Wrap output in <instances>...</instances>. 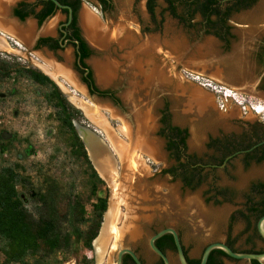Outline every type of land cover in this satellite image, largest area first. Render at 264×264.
<instances>
[{"label": "rangeland", "instance_id": "rangeland-1", "mask_svg": "<svg viewBox=\"0 0 264 264\" xmlns=\"http://www.w3.org/2000/svg\"><path fill=\"white\" fill-rule=\"evenodd\" d=\"M112 2V11L107 17H101L100 8L90 1L86 3V0L80 13L88 11L98 16L103 20V23L116 22L121 19L120 16L124 13L127 18L129 17L127 20L128 27L138 32L140 38L146 39L158 36L161 41H164L177 35L180 37L181 44H186V50H189V53L191 50H195L196 46L204 43L208 37H213V34H208L203 29V19L200 14L196 16L195 27L187 28L179 19L171 15L164 0L157 1L154 15L147 8V0H112ZM239 13L253 14L255 18H253V23L257 26L259 32L258 37L264 40V31L260 29L264 28V0H257L251 7ZM235 14L232 15L230 22ZM54 18L58 19L59 14L52 19ZM29 20L31 19L27 18L26 22ZM51 20L45 22L44 25ZM234 30L232 28V37H230L228 44H225L224 41L214 35L217 45L214 49L208 51L210 53L205 58L206 62L212 61L213 65L208 66L205 71L202 67L196 65L195 69H199L197 71H200L201 75H206L214 81L264 99V95L257 91L253 90L252 92L235 87L224 80H217L216 77L214 78L211 75L212 68H218L222 73H224L223 69L225 67L226 70L228 69L225 65L226 61H218V59L231 54L232 47L239 42V37ZM3 33L5 32L3 31ZM3 35L9 37L8 33ZM8 40L16 50H0V169L8 166L13 167L25 177L29 176L36 187L45 184L47 179L53 180L54 198L61 215L69 211L78 198L85 206L86 219L89 217L90 220H94L92 204L96 202L98 196L107 197V208L97 238L109 207L112 186L101 176L98 169L97 171L104 183H95L90 178L82 158L74 155L65 141L60 123L56 119V109L45 98L49 88L40 85L28 73L23 71L22 66L33 67L44 73L36 63L42 64L44 58L37 53L35 56L38 55L39 58L28 56L27 52L15 45L13 40ZM19 43L21 44V42ZM90 43L92 44V42ZM92 46L96 48L95 45L92 44ZM96 49L98 51L93 52L92 57L88 60L89 64L94 68L92 62L96 59L118 62L119 74L105 87L116 93L124 112L127 111V107L123 100L127 99L125 95L129 96L128 100L133 106L134 114H137L135 113L137 111L144 119L147 118L149 135L157 143L163 157L156 160L146 153H142L145 171L142 175L147 177H145V182L151 190H145L146 195L148 194L146 200H143L140 194L135 195L133 199V205L143 225L141 226V234L138 238L134 240L127 239L114 248L111 247L112 244L110 243L104 256L100 259L94 244L96 238L93 241V248L89 249L77 234L79 233L77 229L85 231L89 228L91 222H86L80 227L75 226L72 229L73 242L70 249L53 252L43 249L40 254L28 257L21 264H83L84 258L92 259L94 264H116L117 253L121 248H129L135 251L144 264H155L158 257L150 247L149 240L153 234L165 227H173L178 231L186 255L190 259L201 258L206 246L212 242H226L229 234H231L233 246L238 251L251 248L263 250L264 242L253 231L258 219L250 215L253 228L247 231L240 211L248 213L245 197L250 193V186L254 182L264 181V162L243 166L242 158L238 157L227 170L216 169L205 173L203 182L196 189H191L185 187L180 179H174L165 174L164 169L172 168L176 163L168 158L164 150L165 141L157 135L161 113L168 109L171 121L182 128H186L189 132L187 139L188 153L207 159L208 157L218 156L217 152L209 148V144L213 139L232 135L239 136L253 126H259L261 120L258 116L253 112L243 113L241 108L232 102H229L227 107L222 109L218 105L217 95L211 89L203 87L198 81L194 80L192 75L189 74L187 66L179 63L174 65L175 61L170 57L163 55L162 60H159V63L162 66L164 65L166 73L171 78V82L163 91L145 85L143 79L139 76L135 78L132 74L127 75L125 67L121 64L123 63L121 56L125 53V50H121L116 43L110 44L106 50H101L98 47ZM257 49L258 45L255 44V40L250 39L246 44L247 61L248 67L253 70V77L256 80L264 75L263 66L255 63ZM221 51L224 54L218 57ZM189 57L186 60H189ZM95 77L97 78L96 72ZM129 81H132V83ZM56 84L68 100L82 111V117L75 121L94 130L107 144L111 152L115 154V158H117L116 152L113 150L114 148H112L106 132L91 120L84 108L93 110L95 108L96 112L98 111V114L104 117L113 133L123 141H129V137L122 132L124 127L125 129L129 127L133 134L132 140H134L136 137L134 132L137 131L139 122L136 123L135 131H133L131 122L125 120L124 123L120 118H117L116 112V115H113L112 111L110 112L109 101L99 100L96 96H91L88 91L78 86L72 88L64 82ZM179 85L180 88L183 86L190 87L192 92L197 89L208 94L211 100L208 109L201 111L196 107L190 108L188 106V94H186V91L179 89ZM71 90H73V93ZM139 113L138 117L140 116ZM117 167L120 170V164ZM25 180L19 179L18 190L26 205L32 211L37 212L39 205L30 194L32 186L29 181L25 182ZM96 186L98 190L95 194L93 189ZM214 186L230 189L226 191L227 197L216 198L215 191L210 190ZM258 198L257 196L256 199ZM120 208L122 214L127 212L124 205ZM122 222L121 217L118 225H122ZM165 253L171 264H180L176 250L166 249ZM222 259L225 264H251L244 259L238 260L227 257ZM3 260L4 255L0 251V264Z\"/></svg>", "mask_w": 264, "mask_h": 264}, {"label": "trees", "instance_id": "trees-1", "mask_svg": "<svg viewBox=\"0 0 264 264\" xmlns=\"http://www.w3.org/2000/svg\"><path fill=\"white\" fill-rule=\"evenodd\" d=\"M67 0H62V2ZM158 0H147V8L154 15L155 7ZM167 3V10L171 15L184 24L187 28L195 27V19L197 14L202 17V27L208 34H213L225 44L230 41L231 28L228 25L229 20L235 12L251 7L257 0H164ZM53 5L51 0H48ZM73 4V3H72ZM55 9L46 10L42 16L45 19L52 14ZM22 18L28 14L24 11H18ZM87 55V54H86ZM24 72L35 79L37 83L46 86L49 90L46 92V100L53 104L56 109V119L60 123L61 132L65 137L67 145L70 147L74 155L82 158L83 164L86 165L87 173L95 183L103 184L104 181L100 177L96 167L94 166L88 150L79 136L74 125L75 120L82 117V111L74 106L60 90L58 85L47 75L35 68L23 67ZM92 83V81H91ZM107 90H101L102 96L108 95ZM114 97V93L112 95ZM115 98V97H114ZM118 102L119 100L115 98ZM164 122L170 123V114L165 109ZM176 129H178L176 127ZM179 165L171 169H167L165 173H171L174 177L182 178L185 186L197 187L203 182L202 171L196 165L197 156L189 154L187 151V139L189 132L186 128L179 126ZM255 138V142L264 140V133H256L255 136L249 137L250 140ZM219 139L212 140L209 147L218 145ZM230 143H227L226 149H229ZM176 146L174 142L168 145L169 149ZM264 146V144H263ZM248 148V146H247ZM176 156V155H175ZM177 157V156H176ZM200 177L199 181L195 179ZM20 180L29 181L32 186L30 194L38 206L37 212L32 211L25 203L19 190L18 183ZM54 181L47 179L45 184L36 187L33 185L29 176L25 177L13 167H4L0 169V251L4 255L1 264H21L28 257L40 254L43 249L49 251H65L71 248L72 238L75 226L80 227L86 222H91L89 228L85 231H79L80 236L87 248H93V241L96 238L102 224L103 215L107 208V197L98 196L96 202L92 204L94 220L86 219L85 206L80 199L75 200L74 206L64 215L56 205L53 191ZM97 186L93 191L97 193ZM254 195L248 196L247 211L250 214L240 212L241 216L250 218V215L257 219L264 215V183L253 190ZM157 246L165 252V247L169 244L173 250H176L174 237L168 233L156 241ZM257 252V251H247ZM223 257H229L220 249H215L210 253L207 264H225ZM131 259V256H128ZM189 264H200L201 258L190 259ZM162 264L163 261L161 262ZM254 264H260L256 260ZM83 264H94L92 259L84 258Z\"/></svg>", "mask_w": 264, "mask_h": 264}, {"label": "bare ground", "instance_id": "bare-ground-1", "mask_svg": "<svg viewBox=\"0 0 264 264\" xmlns=\"http://www.w3.org/2000/svg\"><path fill=\"white\" fill-rule=\"evenodd\" d=\"M13 1L15 0H0V31L2 33L4 31L9 35L14 36L15 39L20 42L30 45L33 36H36V34H34L35 25L33 21L29 20L24 25L22 24V26L19 23H16L15 20L12 21L11 19H7L9 4ZM120 18L121 19L116 21L113 25H110V23L104 24L101 23L99 18L95 15L90 14L88 11H83L81 14V23L85 34L96 48L98 47L101 50H106L109 48L110 44L116 43L121 50H125V53L121 56L123 61L121 64L125 67L127 75L132 74L135 78L139 76L143 79L145 85L152 87L155 90L164 91L166 86L171 82V78L169 77L170 75L166 73L164 65L162 66L161 63H159V60L165 55L175 61L174 65L179 63V56L185 51V48L180 42L181 40L179 41L180 37L176 35L171 37V39L167 38V40L165 39L164 41H161L158 36L142 39L138 32H135V30L130 29L131 27H128L127 20L129 17L127 18V15L123 13ZM52 24L53 21L46 24L41 30L42 34H49L52 30ZM244 34L241 33L242 37ZM214 48L215 43L213 40H205L204 43L196 46L195 50H191L192 52L190 51L189 62L202 64L210 53L208 51ZM0 50L14 51L3 34H0ZM66 56L67 58L69 57L68 52ZM49 64L51 66L53 65L51 63ZM117 64L118 62L115 63L104 59H96L92 62L97 80L100 84L107 85L108 83H111L112 79L119 74L120 68ZM202 66L205 71L207 68L206 64ZM248 66L249 64H246L239 70H230L228 73L233 79L228 80L227 83L238 87L241 85L240 83H246V81L251 80L253 72H251L252 70H250ZM42 68L45 72L54 76V78H56L55 76L57 73H60L63 76L66 74L69 75L70 73L69 69L64 65H62V67L58 66L56 69L53 66L52 72L45 67ZM212 69L213 71H211V75L214 76V78L222 79L220 70L215 68ZM67 77L69 83L77 87L76 79L72 76ZM129 82L132 83V81ZM179 89L186 91V94H188V106L190 108L196 107L202 111L208 109L211 104L210 96L201 90L195 89L192 92L190 91V87L183 86L180 88V85ZM125 98L129 99V96L125 95ZM78 102H80V100H78ZM84 110L91 120L106 132L108 140L110 141L112 148H114L113 150H115L118 158V160L115 158V154L111 152L110 148H108L103 140L88 129L79 126V132L86 143V148L93 163L97 167L96 169L99 170L101 176H103L112 186L109 207L104 217L101 232L94 243L97 255L102 259L110 243L112 244L111 247L114 248L127 239L134 240L138 238L141 234L142 221H140V218L137 215V210L133 205V199L135 195L138 196V194H140L142 199L146 200L148 194L146 195L145 190H151L147 187L148 184L145 182L146 176L143 177L142 175V173L145 172L142 153H146L152 158L159 160L161 159V152L157 143L150 138V131L147 127L149 124L147 118L144 119L139 112L136 111L135 113L137 114H134L137 116L139 113L140 115L139 117L137 116L139 126L137 131L134 132V134L136 133L134 140H132L133 134L129 127H126V129L124 127L122 130L124 135L129 137V141L127 142L121 140L119 136L113 133L112 129L108 127L104 117L99 115L95 108L94 110L84 108ZM111 111L113 115H116L115 111L112 109L110 112ZM130 140L132 141L130 142ZM118 164H120V170L117 167ZM122 205L127 209V212H125L126 214H122L120 208ZM121 217L123 221L122 225H118Z\"/></svg>", "mask_w": 264, "mask_h": 264}, {"label": "flooded vegetation", "instance_id": "flooded-vegetation-1", "mask_svg": "<svg viewBox=\"0 0 264 264\" xmlns=\"http://www.w3.org/2000/svg\"><path fill=\"white\" fill-rule=\"evenodd\" d=\"M51 1L53 2V5L50 4L48 0H15L13 2H10L9 9H11V12H8L7 19L9 20L11 19L12 21L15 20L16 23H19L20 25L22 24L24 25L26 23L27 18H30L31 19L30 21H33L35 25L34 34H36V36H33L30 45H27L25 43H23L24 44L23 45L22 42L21 44L19 43L20 42L19 40L18 41L17 39L15 40L14 36L11 35L9 36L8 34L9 37L5 35L7 42L9 43V45H11L8 39L13 40L14 44L20 47V49L26 51L28 56H35L36 53L39 55L41 54V56L44 58L45 61L43 60L42 64L38 62L36 63L37 65H39V67L42 70H43L42 67H45L50 72H52L53 66L56 69L58 66L62 67V65L66 66L69 69L70 71L69 75L66 74L63 76L62 74L57 73L55 76L56 78H54V76H52L48 72H46L47 73L46 74L45 70H43L44 74L47 75L51 80L53 81L55 80L58 83L64 82L66 84H69L70 87L74 88L75 86L69 83L67 77V76L70 77L72 76L77 81L76 85L81 89L82 88L87 89L86 91H88V93L91 96L105 97L109 99L112 103H114L116 106H121L120 99L113 90L106 89L107 91H109L108 95L102 96L100 93L102 89H100L95 83V73L91 64H89L88 62V60L92 57L93 52H95V48L90 43L89 38L85 34L81 23L82 13H80V11L85 0H67L65 2L64 1L62 2V0H58L61 4L70 6L71 11L68 8H59L53 0ZM88 1L96 4L100 8L101 17L104 16L107 17L108 14L112 11V5H113L112 0H86V3H88ZM50 8L55 9V11L52 14L48 15L45 19H43L42 16L46 12V10H49ZM242 10L235 13H239ZM18 11H24V13H27L28 16L22 18V16L18 13ZM57 14H59V18L52 19ZM15 17H17L20 20V22L17 21ZM49 20H51L49 23L53 21L54 24V25L52 24L53 31L51 30L49 34L48 33L42 34L41 30L45 26L44 25L45 22ZM99 21L103 23V20H101L100 18ZM109 23L110 25H113L115 22L114 21H109L107 23L104 22V24H109ZM228 25L231 28V34H232L233 26L231 25L230 20L228 22ZM0 34H4V33L0 31ZM255 44L258 45V49L256 51V56H255V63L257 65H262L264 68V61H263L264 40L262 39L260 42L256 41ZM11 48L16 50L15 48H13L12 45ZM67 52L69 55L68 58L66 56ZM35 57L39 58L38 55H36ZM49 63L53 65L51 66ZM85 86H87L88 88L87 87L85 88ZM257 89H258L257 91L259 90L264 91V75L260 78V82ZM71 92L73 93V90H71ZM112 93H114V97L119 100L118 102L115 100L113 96H111ZM164 117H165V111L161 113L159 119L160 127L157 132V135L163 138L165 141L164 150L167 153L168 158L174 160L176 163L175 166H178L179 165V158H178L179 125L174 124L172 121H170V123L164 122L163 121ZM176 127L178 129H176ZM256 133H260V134L264 133V121L261 120L259 126L255 125L251 129L242 132L239 136L232 135L227 137L225 136L223 138H217L221 142L218 145H214L209 148L217 152L218 156L208 157L207 159L200 157L196 158L197 159L196 165L200 168H203V171L201 173L202 177L204 178L205 173H207L208 171H214L216 169H224V170L229 169L232 166L233 161L238 157L242 158L243 166H248V164H260L264 162L263 144H259V142H255V138L253 140L249 139V137L255 136ZM172 142H174L176 146L173 149H169L168 145L171 144ZM227 143H230L229 149L228 148L226 149ZM161 159H162V153H161ZM165 170L167 169L165 168L164 171ZM165 174H168L171 178L180 179L183 185L185 186L183 179L179 178V176L174 177L171 173H165ZM199 179L200 177H197L195 181L198 182ZM262 183H264V181H257L250 186L249 189L250 193L247 194L245 197L246 202L249 199L248 196L254 195L253 190H257V187ZM189 188L196 189L197 187H189ZM210 190L215 191L216 198L218 197L226 198L227 197L226 191L230 189L214 186L211 187ZM246 214H250V213L248 212ZM243 221L245 223V228L247 231L253 228L251 217L249 219L243 217ZM253 229H254L253 230L254 234H256L264 242V239L260 236L258 232L257 224ZM226 243L234 250L238 251L233 246L231 234H229V236L227 237ZM166 249L173 250L169 244H167V246L165 247V251ZM245 251L264 252V249L257 250L251 248ZM156 255L158 257V260L156 261L155 264H162L161 263L163 261L162 258L158 254ZM128 256L130 255L127 253L124 254L122 264H137L132 257L131 259H129Z\"/></svg>", "mask_w": 264, "mask_h": 264}, {"label": "water", "instance_id": "water-1", "mask_svg": "<svg viewBox=\"0 0 264 264\" xmlns=\"http://www.w3.org/2000/svg\"><path fill=\"white\" fill-rule=\"evenodd\" d=\"M53 1L56 3V5L59 8H68L71 11V7L70 6L63 5L58 0H53ZM9 12H11V9H9ZM15 19L20 22V20L17 17H15ZM234 31H235V33H237V36L240 37L239 36V33H240L239 29H235ZM215 38L216 37L213 35V37H208L207 39L213 40L215 45H217V43H216L217 40ZM240 39H241V37H240ZM242 46H244V43L241 42V41L238 42L237 44H235L232 47L231 54H229L227 56H224L221 59L219 58L218 61H222V60L224 61L225 60L226 61L225 65L227 66V68L229 70L230 69L231 70H239V69H241L246 64H248V61H247L248 60L247 59L248 54H247L246 48L242 47ZM183 47L185 48V51L179 56V64L187 66V70H189L188 72L191 73V74L192 73L193 74H200L199 73L200 71H197L199 69H195V67L196 66L198 67L199 64H197L195 66L196 63L192 64V63L189 62V60H186L187 56L188 55L190 56V54H189V50H186L187 49L186 44L183 45ZM95 51H98V50L95 48ZM223 54H224V52L221 51V53L219 54L220 56H218V57L223 56ZM263 61H264V47H263ZM205 63H207V66H212L213 65L212 61L205 62ZM188 66H191V67H188ZM192 66H193V68H192ZM199 66L203 67L201 65H199ZM214 66L217 67L216 65H214ZM93 70H94V68H93ZM196 72H198V73H196ZM223 72H225L224 69H223ZM222 74H223V76L225 78L229 77L228 73L227 74L222 73ZM216 79L220 80L218 78H216ZM259 80L260 79L255 80V82H253V84H252V86L254 88V91L258 90L257 87L259 85ZM55 82L58 83L57 81H55ZM95 83L100 89H102V90H106L107 89V87H105L107 85H103V84L98 83V80H97L96 77H95ZM86 87L87 86H85V88ZM85 90H87V89H85ZM96 98L99 99V100H107V101H109L110 108L113 109L117 113V118H120L122 120V122H124V123H125V120L131 122V124L133 126V131H135V128H136L135 126H136V123H138V121L135 119L133 106H132V104L130 103V101L128 99H127V101L123 100V102L125 103V105L127 107V111L124 112V110L122 109L121 106H116L109 99H107L105 97H100V96H96ZM114 118H116V117H114ZM74 125H75L76 130H77V132H78V134H79V136L81 138H82V136H81V134L79 132V126H82V127L86 128V129H88L89 131L94 133L97 137H99L102 140V138L94 130L90 129L88 126H84V125L80 124L77 121H74ZM82 140H83V142H84V144L86 146V143H85L83 138H82ZM130 141H132V140H130ZM259 144H264V140L260 141ZM94 166H95V164H94ZM257 229H258V232H259L260 236L264 239V215L258 219V221H257ZM168 233L172 234L173 237H174V241H175V245H176V251H177V254H178V258H179L180 264H189L188 259H187V255H186V252H185V248H184V245H183L182 240H181V237H180L178 231L176 229H174L173 227L162 228L158 232H156L155 234H153L151 236V238L149 240V245L152 248V250L162 258L164 264H171L170 259L167 256V254L163 250H161L156 244V241L159 238H161L162 236H164L165 234H168ZM215 249L222 250L229 257H231L233 259L248 260L251 264H253V261L256 260L260 264H264V252L236 251L232 247H230L226 242H221V241L212 242V243H210L209 245L206 246V248L204 249V251L202 253L200 264H207L209 256H210V253L213 250H215ZM126 253L129 254L134 259V261L137 264H144L143 261L141 260V258L135 253V251H133L132 249H129V248H121L119 250V252L117 253V257H116V264H122L123 256Z\"/></svg>", "mask_w": 264, "mask_h": 264}, {"label": "built area", "instance_id": "built-area-1", "mask_svg": "<svg viewBox=\"0 0 264 264\" xmlns=\"http://www.w3.org/2000/svg\"><path fill=\"white\" fill-rule=\"evenodd\" d=\"M193 79L203 87L211 89L217 95L218 105L223 109L229 102L238 105L243 113L253 112L258 118L264 121V99L246 92L228 87L225 84L214 81L205 75L191 74ZM229 92V94H228ZM231 93V95H230Z\"/></svg>", "mask_w": 264, "mask_h": 264}, {"label": "crops", "instance_id": "crops-1", "mask_svg": "<svg viewBox=\"0 0 264 264\" xmlns=\"http://www.w3.org/2000/svg\"><path fill=\"white\" fill-rule=\"evenodd\" d=\"M253 18H254V16H253V14L252 13H237V14H235L234 15V18H233V20H231V24H232V26H233V28L234 29H239V36L241 35V33L242 34H244L243 35V37H242V35L240 36L241 37V39H240V37H239V42L241 41V42H243L244 43V46H242V47H245L246 48V44L249 42V40L251 39H253V40H255V42L257 41V42H260L262 39L260 38V37H258L259 35H258V29L256 28L257 26H255V24L253 23ZM255 19V18H254ZM260 29H262V31H264V28H260ZM256 33V34H255ZM236 35H237V33H235ZM245 37V38H244ZM193 51V50H192ZM191 53V52H190ZM189 53V54H190ZM207 60H205L204 62H202V64H199V65H204V64H206V69H208V66H207V63H205ZM192 64H194V63H192ZM195 65H197V63L195 64ZM198 65V66H199ZM214 67V66H213ZM247 68V67H246ZM217 70H219L218 68H217ZM231 70V69H230ZM229 69H227L226 70V67L224 68V73L225 74H227L229 71H230ZM252 70V69H251ZM211 72V71H210ZM251 72H253V70L251 71ZM221 73V80H224V81H228V80H231V79H233V77H231L229 74V77L228 78H225L224 76H223V74H222V72H220ZM253 79V80H252ZM254 80H255V78L253 77V73H252V78H251V80H248V81H246V83H240L241 85H239L238 87L239 88H242V89H245V90H250V91H252L253 92V90H254V88H253V86H251L252 85V83L254 82ZM259 82H260V80H259ZM244 84V85H243ZM247 87H246V86ZM244 86V87H243ZM251 86V87H250ZM236 87V86H235ZM246 87V88H245ZM257 92H259L261 95H264V91H257Z\"/></svg>", "mask_w": 264, "mask_h": 264}]
</instances>
